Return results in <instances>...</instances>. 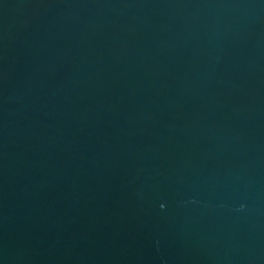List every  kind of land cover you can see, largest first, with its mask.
<instances>
[{
    "label": "water",
    "instance_id": "obj_1",
    "mask_svg": "<svg viewBox=\"0 0 264 264\" xmlns=\"http://www.w3.org/2000/svg\"><path fill=\"white\" fill-rule=\"evenodd\" d=\"M0 264H264V0H0Z\"/></svg>",
    "mask_w": 264,
    "mask_h": 264
}]
</instances>
